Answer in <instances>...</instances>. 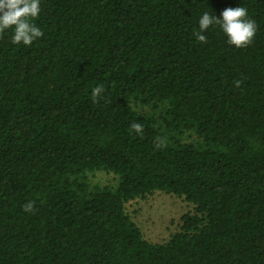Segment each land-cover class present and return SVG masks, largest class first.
<instances>
[{
  "label": "trees",
  "instance_id": "trees-1",
  "mask_svg": "<svg viewBox=\"0 0 264 264\" xmlns=\"http://www.w3.org/2000/svg\"><path fill=\"white\" fill-rule=\"evenodd\" d=\"M237 6L248 45L196 39L202 12ZM40 8L30 46L0 33V264H264V0ZM155 192L194 206L159 244L125 212Z\"/></svg>",
  "mask_w": 264,
  "mask_h": 264
},
{
  "label": "clouds",
  "instance_id": "clouds-1",
  "mask_svg": "<svg viewBox=\"0 0 264 264\" xmlns=\"http://www.w3.org/2000/svg\"><path fill=\"white\" fill-rule=\"evenodd\" d=\"M40 3L41 0H0V33L10 30L12 44L30 46L43 35L42 30L34 23L41 11ZM213 25H217L227 43L236 48L248 45L256 33L255 22L248 17L247 9L241 6L225 8L219 17L208 11L202 12L198 18V31L194 32L196 39L205 41L203 33ZM102 92V86H96L92 88L91 95L95 98ZM131 127L138 135L143 131L140 123ZM33 210V201L23 205V211Z\"/></svg>",
  "mask_w": 264,
  "mask_h": 264
},
{
  "label": "rangeland",
  "instance_id": "rangeland-1",
  "mask_svg": "<svg viewBox=\"0 0 264 264\" xmlns=\"http://www.w3.org/2000/svg\"><path fill=\"white\" fill-rule=\"evenodd\" d=\"M142 113L157 119L155 112L144 107ZM189 134V133H188ZM186 134L183 141H194L195 137ZM88 182L92 186L115 187L117 176L105 171H96L87 175ZM194 206L183 198L173 195L155 192L144 199H135L125 204V212L131 221L140 229L143 238L150 243H164L172 235L180 231L181 217L191 214Z\"/></svg>",
  "mask_w": 264,
  "mask_h": 264
}]
</instances>
